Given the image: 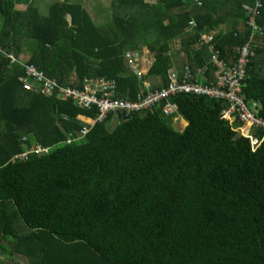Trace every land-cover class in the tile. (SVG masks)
I'll return each instance as SVG.
<instances>
[{"label":"trees","instance_id":"trees-1","mask_svg":"<svg viewBox=\"0 0 264 264\" xmlns=\"http://www.w3.org/2000/svg\"><path fill=\"white\" fill-rule=\"evenodd\" d=\"M256 1L111 0L97 21L82 0H0L3 261L264 264V141L254 149L235 130L241 122L221 116L229 101L175 96L188 122L181 131L160 108H116L99 120L106 93L131 101L141 89L125 50L153 55L149 74L162 86L178 39L183 65L193 75L201 68L205 84L216 81L211 45L197 43L219 24L226 29L215 43L226 64L245 42L254 45L241 94L264 116V0L259 12L249 10ZM30 65L61 86L99 78L113 87L94 86L99 100L80 109L26 91Z\"/></svg>","mask_w":264,"mask_h":264},{"label":"built area","instance_id":"built-area-1","mask_svg":"<svg viewBox=\"0 0 264 264\" xmlns=\"http://www.w3.org/2000/svg\"><path fill=\"white\" fill-rule=\"evenodd\" d=\"M261 2L256 6L249 7V10L259 12ZM247 24L255 32L260 31L255 23L253 15H248ZM214 38V32L204 34L199 39V44L210 43ZM212 62L217 67L215 72L216 81L211 84H205L198 80H192V72L188 65L184 66V74L180 76L175 68L169 70V82L162 87H153L150 83L144 82L135 100H122L120 102L111 100V94L106 93L105 98L99 101L101 116L99 120L105 119L111 110L116 108L127 109L129 112L142 110H153L160 108L166 116H175L179 114L178 105L173 98L179 94L206 95L210 98L226 99L229 101L225 108L222 109L221 116L228 119L234 124L241 122L235 129L241 135L249 137L253 148L256 149L264 141V116H258L256 102L250 104L244 100L242 93L243 80L246 79V69L251 57L255 55V48L250 40L237 48V58L229 64H226L220 58L219 49L211 46ZM148 51L139 49H128L124 52V58L130 70L140 78L146 77L153 65L155 57H150ZM201 71V68L198 69ZM30 80V82H29ZM148 80V79H146ZM149 81V80H148ZM23 87L26 91L39 93L46 97H58L62 100H71L80 109L89 108L96 104L98 87L107 91L113 87V83L101 79H85L79 88L72 86H61L56 80L48 78L42 71L34 65H30L26 70V77L21 78ZM88 124H94L92 119L86 120ZM260 129L262 135H255V130Z\"/></svg>","mask_w":264,"mask_h":264},{"label":"rangeland","instance_id":"rangeland-1","mask_svg":"<svg viewBox=\"0 0 264 264\" xmlns=\"http://www.w3.org/2000/svg\"><path fill=\"white\" fill-rule=\"evenodd\" d=\"M84 2V5L85 7L89 10V12L92 14V16L98 21L99 20V9H100V13H101V16L108 12V9L111 5V0H82ZM19 9H24L26 7L25 4H19L17 6ZM226 29V26L225 25H220V27H218V29L214 28L212 30L209 31V34L213 33L214 32V38L212 41H210V45L213 47L215 46V48H217L216 46V41H215V36L218 32H221V31H224ZM249 41V40H248ZM247 41V42H248ZM199 45V43H197V46ZM172 46V52H173V55L176 56L178 59H180V66H183V56H184V52H182L180 50V44L178 42V39H176L174 42H172L171 44ZM150 57H152V55H150ZM138 80H139V83L141 85V88L144 87V82L146 83H150L152 85L153 81L154 82H157V79L155 78L154 80H152V76H151V79L150 81L146 80L145 77L142 75V77L140 78L138 76ZM175 116H178V117H173V115L171 116H168L170 117V123L171 125L176 129V130H183V120L182 118V115L181 114H178V115H175ZM20 221V220H19ZM21 222V221H20ZM4 260V257H3V254L1 253V250H0V264L1 262H6V261H3ZM10 259L8 260V262H6L5 264H12V262H9Z\"/></svg>","mask_w":264,"mask_h":264},{"label":"crops","instance_id":"crops-1","mask_svg":"<svg viewBox=\"0 0 264 264\" xmlns=\"http://www.w3.org/2000/svg\"><path fill=\"white\" fill-rule=\"evenodd\" d=\"M218 26L220 27V24ZM180 63H181L180 59H178L176 56H174V58H173V68H175L179 72V74L183 75L184 74V68H183L184 66H180L179 65ZM202 72H204L202 69H201L200 72L197 70V72H195L194 75H193L194 77L192 76V80L193 81L198 80V81H201V82L206 81V79L203 77V73ZM182 120H183V123H184L183 124V126H184L183 129H184L188 122L183 117H182Z\"/></svg>","mask_w":264,"mask_h":264},{"label":"clouds","instance_id":"clouds-1","mask_svg":"<svg viewBox=\"0 0 264 264\" xmlns=\"http://www.w3.org/2000/svg\"><path fill=\"white\" fill-rule=\"evenodd\" d=\"M258 1L260 2V0H257L256 3H255V5H252V6H250V7L256 6V4H257ZM261 7H262V3H261ZM261 7H260V8H261ZM246 24H247V20H246ZM247 25H248V24H247ZM208 33H209V32H208ZM205 34H207V33H205ZM203 35H204V34H203ZM203 35H202V36H203ZM202 36H201V37H202ZM201 37H200V38H201ZM125 51H126V50H125ZM125 51H124V52H125ZM123 58H124V54H123ZM124 60H125V58H124ZM145 79H148V80L150 81V79H151L150 74H148V75L145 77ZM154 79H155V78H153L152 80H154ZM156 79H157V82H154V81H153V83H152V86H153V87H162V86H165V85L169 82V80H168L167 83H165L164 85H162V86H156V85L159 84V79H158V78H156ZM155 84H156V85H155ZM179 114H180V112H179ZM176 115H178V114H176ZM173 117L176 118V117H178V116H173ZM180 118H182V117H180ZM235 124H236V123H235ZM235 124H234V125H235ZM237 126H238V125H237ZM237 126H236V127H237ZM236 127H235V128H236ZM235 130H236V129H235ZM16 158H17V155L13 158V161H15ZM9 262H10V261H9Z\"/></svg>","mask_w":264,"mask_h":264}]
</instances>
